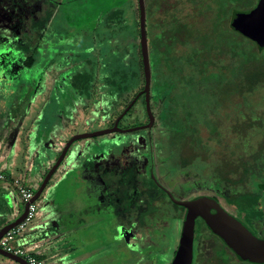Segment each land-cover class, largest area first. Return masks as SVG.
Instances as JSON below:
<instances>
[{
  "label": "flooded vegetation",
  "instance_id": "1",
  "mask_svg": "<svg viewBox=\"0 0 264 264\" xmlns=\"http://www.w3.org/2000/svg\"><path fill=\"white\" fill-rule=\"evenodd\" d=\"M237 1L240 0H142L150 71L146 96L143 91L145 73L139 0H0V28H9L11 32L5 45L22 53L17 57H13L12 52L0 54V67L7 68L0 79H7L9 76L13 78V88L6 97L16 102L21 98L24 100L18 104V108L15 107L20 112L38 101L40 112L46 108L51 110V106H54L50 113L36 118V125L32 123L33 128L35 127L33 133L25 134L30 145L33 138L40 146L48 147L50 142L51 149L60 153L66 140L76 134L71 128L61 126V120L66 119L70 107L76 103L84 106L83 112H88V116L90 114L92 122L100 123L101 127L96 130L111 128L115 121L122 130L148 124L150 118L147 104L149 105L153 119L149 127L89 137L93 138L90 146L87 144L89 138H85V141L76 140L79 143L78 151L76 150L79 160L76 166L81 169L80 176H89L93 181L100 178L102 169L109 171L112 176L115 173L113 171L118 168L117 172L121 170L119 173L125 177L129 168L143 169L145 179L151 180L159 189H156V195L172 202L169 204L173 207V218L179 224L181 221L173 256L186 208L172 200L167 191L176 200H190L200 195L212 197L228 214L240 221L236 213L230 211L220 198L231 196L229 192L233 188L236 189L233 195L241 196L242 186L230 182L226 175L231 174L228 169L234 163L230 153L239 152L240 139L237 134L246 129L247 125L249 127L251 120L248 124V119H253L252 107L255 103L251 101L249 94L252 91L247 93L244 101L239 93L233 95V101L238 106L237 113L219 110L218 106L212 123L207 122L206 113L198 111L199 107H207L209 103L203 102L199 106L190 100L185 107L179 106L180 100L174 103L171 115L173 120L170 123L164 118L169 99L177 100L173 93L182 85L190 86L194 82L191 77L205 73V68L209 65L212 70L225 73L222 63L214 61L208 64L203 60L207 58L208 52L219 57L225 52L226 40H233L235 43L241 36L250 40L235 29L233 18L236 12L256 8L259 0L245 8L237 7ZM50 49L54 51L50 53ZM194 49L197 51L194 52ZM40 50L45 52L43 57ZM6 55L10 56L8 60ZM123 55H127V69L116 64L117 59ZM62 56L68 57L67 60L60 62ZM72 65L81 66L68 71ZM63 71L69 72L67 81L62 78ZM223 78L220 77L216 82L218 87L214 92L218 94L225 88ZM233 79L236 81L230 87L240 86L239 79ZM111 80H115V86ZM60 85L64 86L63 97L62 91H57ZM133 86V90L129 91ZM235 95H239V99L235 100ZM216 98L219 99L218 95ZM60 100L63 101V106H60ZM131 102L130 107L122 114ZM46 104L49 105L45 106ZM243 110L249 112L244 113ZM61 112L62 116L64 112V117L58 116ZM241 117L247 121L241 122ZM254 123L252 120L249 127L252 129V149L262 144L261 139L264 140V127L257 128ZM182 124H185V129L179 128ZM228 125L234 128H229ZM55 127H58V131ZM63 133L64 142L57 150L54 146ZM28 147L30 146L27 144L26 148ZM169 147L173 150L172 157L166 159ZM85 149L88 152L84 156L79 154ZM224 150L229 152L227 158L220 153ZM213 155L221 164V171L218 169V172L222 175L223 185L217 190L199 186L203 183L201 179L193 182L190 179L193 174L191 165L198 169L202 163H211L209 157ZM163 162L174 167L168 180H164L166 177L161 174L160 166ZM32 172L33 175L38 171ZM166 181L181 193L179 198L165 184ZM193 183L198 186H191ZM259 195L263 198L262 194ZM262 202V205H257L255 210L258 214L253 220L244 217L249 225L240 221L258 238H264V199ZM211 212L215 210L211 209ZM200 237L203 241L210 240L211 244L203 247L204 242H199ZM167 240L172 242V235ZM171 242L169 245L161 244L162 250L159 252L168 251ZM191 264L259 263L240 258L198 216L194 223Z\"/></svg>",
  "mask_w": 264,
  "mask_h": 264
},
{
  "label": "rangeland",
  "instance_id": "2",
  "mask_svg": "<svg viewBox=\"0 0 264 264\" xmlns=\"http://www.w3.org/2000/svg\"><path fill=\"white\" fill-rule=\"evenodd\" d=\"M254 2H256V0H240L239 2H235V5L240 8H245L248 5H253ZM34 8L36 7H33V9ZM16 26L18 27V25ZM226 30L227 29H225V31ZM148 32L149 36H151L152 34L150 30H148ZM8 38L9 37H5L2 33H0V47L5 46V41H7ZM238 42L241 43L242 46L244 45V41L242 39H239ZM40 51L41 56L43 57L45 52H43V50ZM53 51V49L49 50L50 53ZM249 54L252 57V63L256 61L255 63H257L258 68L264 65V46L259 50L256 45L251 43L249 46ZM49 56L51 58V54ZM6 58L8 60L10 56L6 55ZM67 58L68 57L66 56H62L60 58V62L66 61ZM42 61L44 60L42 59ZM116 64L120 68L127 69V55L119 57ZM79 66L81 65H72L68 71L74 70ZM258 68L256 65L254 66L255 70ZM262 68H264V66ZM0 69L7 70V68L4 67H0ZM254 69L252 68V71ZM68 71H63L62 78L64 81H67L69 75ZM2 75V72H0V76ZM247 80H238L240 86L236 85L233 87L235 88L233 95L235 93L241 94V92L245 89V86L251 85V83ZM263 80L261 81L262 83L257 84L256 88H252V93H249L251 94V101L255 103L252 107V118L257 127H264ZM12 82L13 78L10 76L7 79H0V173H4L9 177L25 178L28 176L31 180L33 178V175L30 172L32 169L23 163V159L27 157L26 150H28V148H26V146L27 144L30 146L25 134L29 135L33 133L35 127L33 128L32 123H35L36 125V121L38 119L37 117L42 118L43 115L50 113L54 109V106H51V110H47L46 108L44 111L40 112V109L38 108V101L30 107L28 105L24 111L22 110V112L16 110L15 107L18 108V104L24 100L21 98L16 102L12 101L11 98L6 97V95L9 94L13 88ZM253 83L254 81H252V84ZM63 87L64 86L60 85L57 89V91H62V97L65 96ZM34 92L32 94H34ZM222 93L224 95H221L220 97L219 110H228L230 112L232 104L235 101H233V98L231 97L228 98L224 92ZM236 99H239V95H235V100ZM39 100L41 101V99ZM60 101V106H63V101ZM48 105L49 104H46L45 106ZM83 108L84 106L80 103L72 105L67 112L66 119L63 118L61 120V126L64 128L67 127L68 129L71 128L75 133L94 131L101 127L98 121H91L89 117L90 114L88 116V112H83ZM38 109V112H34V110ZM243 112L245 113L249 111L243 110ZM47 116H49V114ZM58 116L64 117V112L63 116L62 112L59 113ZM231 125H228L229 128H234V126ZM57 128L58 127H55L54 129L57 130ZM72 130L71 132H73ZM57 131L56 135H58ZM64 138L65 134L63 133L59 138V142L56 146H54L55 149H60L61 144L64 142ZM89 139L90 140H88L89 142L87 144L90 146L93 138ZM263 142L264 140L261 139V143ZM80 143H83V141ZM78 148L79 145L74 144L71 146L67 157L64 158L62 164L56 169L52 177L49 179V182L43 189L41 195L34 201L37 206V210L27 227L39 225L40 222L45 219L49 209L65 211L62 196L67 197L72 194L71 184L67 179H72L74 176V169L77 167L76 165L79 160L76 156V150L78 151ZM80 152L79 154L84 156V154L88 151L85 149L83 151L84 153ZM220 153L226 158L229 154L226 150ZM117 169L113 171L115 173H113L112 176L106 169H100V178L97 181H91L92 194L90 197V207L87 212L91 221L90 226L86 229H77L75 236L78 238L79 243L82 241V238L86 241L90 238V248L91 250H96V255H92L91 258L81 264H146V262H149L148 264H170L177 244V232L181 221L179 224V222L175 221L173 218V207L169 204L168 199L148 192L147 188L150 187L151 180L148 181L149 186L146 185V182L143 181L144 176L141 170L135 169V172H132L134 169L129 168L127 170V176L125 177L120 174L121 170L119 173L117 172ZM79 172L77 173L78 175ZM58 179L60 182H57ZM143 182H145V184ZM1 183L2 182H0V184ZM60 185H65V189L60 191L58 189ZM166 185L173 191L177 198L181 196V193L177 191L173 185ZM152 188L155 189V187ZM235 191V188L231 189L229 194L231 193L232 195L230 196L228 194V198H220V201L230 211L236 213L237 218H239L241 222L249 225L247 219L253 220L255 218L258 214L255 209L258 204L261 203L260 205H262L263 198L260 195H257L256 197H238L235 194L233 195ZM6 192L10 196V202L14 203L17 196L15 189L11 187L10 191L6 189ZM82 205L83 204L81 203L80 206L83 207L84 205ZM143 207L147 208V210H144L145 208L143 209ZM159 207L160 209H158ZM74 220L73 223L76 224ZM154 222H156V224ZM65 223H67V221ZM163 233L166 235L164 236ZM169 235H172V242L170 241L171 246H169V250L164 253L159 252L162 250L160 247L161 244L165 242L164 239H167ZM21 238V235L17 236L12 241V244L14 246H18V240ZM200 241H203L201 237L199 238V242ZM209 241L210 240H204L203 247H205V245L209 246L211 244ZM170 242H167V244L169 245ZM2 259L3 258L1 257L0 262H2ZM5 260L9 264H18L8 259Z\"/></svg>",
  "mask_w": 264,
  "mask_h": 264
},
{
  "label": "trees",
  "instance_id": "3",
  "mask_svg": "<svg viewBox=\"0 0 264 264\" xmlns=\"http://www.w3.org/2000/svg\"><path fill=\"white\" fill-rule=\"evenodd\" d=\"M240 39L244 41L243 46L241 45V43H239L236 40H235L236 41L235 43L233 42V40H229V41L226 40V45L224 48L225 52L219 55V57L218 56L214 57L215 55L211 54L212 52L207 53L206 55L207 58H204L203 60L205 62L207 61L208 64H211V62L214 63V61L219 62V64L222 63L224 65L225 73L222 74L221 71L212 70V66L209 65L207 68H205L206 69L205 73L201 72L199 75L191 77V80H193L194 82H192L190 86L182 85L178 87L177 92L173 93V96H175L177 100L169 99L168 101L169 103L166 109V113L164 115L166 122L168 121L170 123V121L173 120L171 115L173 112L175 102H178V100H180L179 106L185 107V105L188 104L187 103L188 100H190L191 102L197 103V105L199 106L203 102L209 103V106L207 107L205 106L204 108L199 107L198 111L202 112L203 114L206 113L205 118L207 122L212 123L215 118V112L218 106H220V103H219L220 97L221 95H224L221 92L219 94L214 92V90L218 87L217 86L218 84H216V82L220 80V77H224L223 82H224L225 88L223 89L222 92H224L228 98L230 97L233 98V87L232 88L230 87V85L232 83H233L232 85H234V81H236L233 78L236 77L237 79H240L241 81L248 79L247 81H249L251 85L245 86V89L240 94L243 101H244V97L247 96V93L252 91V88H256L258 83H262L261 81L264 79V68L262 67L264 65L258 68L257 63H255L256 61L252 63V57L249 54V46L251 45V43H253L254 45L256 44L244 38L243 36H241ZM236 48L238 49L236 50ZM257 48L259 50L262 49V47L260 46H257ZM193 51L196 52L197 50L194 49ZM204 61H202V64H205ZM255 65L258 68L257 70L254 69ZM252 68L254 69L253 71H252ZM111 81H113V86H115L116 85L115 80H111ZM252 81H254L253 84H252ZM133 88L134 86L130 87L129 91L133 90ZM167 91L169 92V89ZM217 95L219 99L216 98ZM212 103H214L215 105H212ZM237 107H238L237 103H234V105H232L230 109V112L237 113V109H236ZM240 120L241 122L247 121L245 118H242V117ZM252 120L253 119H248L247 121L248 124L250 122L249 127L250 125H252ZM168 126L169 125H167V127ZM249 127L247 125L246 129H243L241 132L237 134V136L239 135V139H240L239 140V144H240L239 152L232 151L230 153L232 154L231 155L232 157L231 156L230 157L233 158L234 163L230 164V169H228L230 170L231 174L226 175V176L229 177L230 182L239 183L242 186L241 196H252L253 197L258 194H262L263 199H264V144L263 143L258 144L254 149L250 147V144L252 143V129H249ZM179 128L185 129V124L180 125ZM183 137L184 136L182 135V138ZM49 143L50 142H48V147L42 146V145L40 146L37 144V141L34 142V138H33L32 144L30 145V147H28V150H26L27 157L23 159V163L29 166L30 169H32L33 171H40L41 178L44 177L46 172L49 170V168L51 167V165L54 163L55 159L59 155V151H53ZM74 144L79 145L78 141H75L72 143V145ZM71 146L69 147L68 152L70 151ZM169 149L170 150H167L166 159H168L170 156L172 157L173 150L170 147ZM67 154L65 157H67ZM209 160L212 164L202 163V165L198 169L195 168L194 165H191L190 169L193 170L192 171L193 174L190 176V179L192 182L201 179L203 183H200L201 185L199 186L203 185L206 188L217 190V189H220V187L223 185V182L221 179L222 175L218 172V169L219 171H221V168H220L221 164L220 162L216 161L214 155L209 157ZM172 168H174L172 165H169L166 162L162 163V165L160 166V170H161V174L166 177L164 180H168L167 177L168 175L172 174V170H173ZM194 170L197 173L196 172L194 173ZM141 171L142 173L144 172L143 169H141ZM132 172H135V169ZM143 181H145L146 185L149 186L148 180L145 179V177ZM145 182L143 183L145 184ZM167 182L168 181H166L165 184H167ZM193 184H191V186L193 187L198 186V185H195V184L193 185ZM151 186L155 187V189H153ZM11 187L13 186L9 185L8 188H11ZM147 189H148V192L152 193L153 195H155L157 193V190H159L157 186L153 184L152 182L150 184V187H148ZM17 197H19L18 194H17ZM168 202H171V201L168 199ZM0 205H1L0 208L2 209L1 213L3 216V219L0 221V227H1L2 225L10 221L8 219L9 216L11 220L17 217L21 209H20V206L17 204L15 205L14 208L9 206L8 203L6 202H3ZM144 208L145 207H143V209ZM144 210H147V208H145ZM169 238H170V235L167 237V239ZM167 239H164L165 242L163 244L166 245L167 242H169V240Z\"/></svg>",
  "mask_w": 264,
  "mask_h": 264
},
{
  "label": "water",
  "instance_id": "4",
  "mask_svg": "<svg viewBox=\"0 0 264 264\" xmlns=\"http://www.w3.org/2000/svg\"><path fill=\"white\" fill-rule=\"evenodd\" d=\"M139 8L141 46L145 73V88L143 91H145L147 96L150 81V71L144 29V6L142 0H139ZM233 19V25L238 32L254 41L258 46H264V0H259L258 6L250 11L236 12ZM132 102L122 114L125 113ZM147 111L150 118L148 124L122 130L117 127V121H115L114 126L111 128L76 133L69 137L63 145L58 157L42 178L40 185L33 194V197L22 205L21 211L17 217L0 227V238L9 229L19 224L26 217L28 205L41 195L49 179L64 160L69 147L74 141L99 136L113 131H131L138 128L149 127L151 126L153 119L148 104ZM167 193L172 200L186 208V214L183 219L179 242L170 264H191L193 255L194 223L195 218L198 216L201 217L211 229V231L220 236L240 258L247 261H252L254 263H264V238H258L256 235L250 232L240 221L228 214L214 198L200 195L190 200H176L169 191H167ZM211 209H214L215 212H211ZM0 257L14 261L18 264H29L22 256L6 251L1 247Z\"/></svg>",
  "mask_w": 264,
  "mask_h": 264
},
{
  "label": "crops",
  "instance_id": "5",
  "mask_svg": "<svg viewBox=\"0 0 264 264\" xmlns=\"http://www.w3.org/2000/svg\"><path fill=\"white\" fill-rule=\"evenodd\" d=\"M79 170L81 169L78 167L74 169L73 178L67 179L70 181L72 194L67 197L62 196L65 211L49 209L45 219L37 226L27 227L21 234L22 238L18 240V246H23L30 253L50 264H81L91 258L92 255H96V250L90 248V238L87 241L82 238L79 243L78 238L75 236L77 229H86L91 222L87 212L90 207L92 180L89 176H80ZM34 173L31 180L28 176L22 179L35 192L42 178L40 171ZM0 182H2L0 184V204L6 202L12 208L17 204L21 209L22 203L19 197L16 196L14 203L10 202V196L6 192V188L10 191V188H8L11 185L10 182ZM58 189L62 191V189H65V185H60ZM80 202L84 205H82L83 207L80 206ZM1 211L0 208V221L3 219ZM8 219L11 220L10 216ZM73 220L76 224L73 223ZM66 221L67 223H65ZM0 264L9 263L2 259Z\"/></svg>",
  "mask_w": 264,
  "mask_h": 264
},
{
  "label": "built area",
  "instance_id": "6",
  "mask_svg": "<svg viewBox=\"0 0 264 264\" xmlns=\"http://www.w3.org/2000/svg\"><path fill=\"white\" fill-rule=\"evenodd\" d=\"M1 180L10 182L11 186H13V188L16 190V193L18 194L22 205L33 197L34 190L30 188L26 183H24L22 178L9 177L4 173H0V181ZM36 210L37 206L35 205L34 201L30 202V204L28 205L26 217L19 224L9 229L0 238V247L6 251L22 256L29 264H50L45 260L37 257L35 254L30 253L23 246H14L12 244V241L26 230L27 225L34 216Z\"/></svg>",
  "mask_w": 264,
  "mask_h": 264
},
{
  "label": "clouds",
  "instance_id": "7",
  "mask_svg": "<svg viewBox=\"0 0 264 264\" xmlns=\"http://www.w3.org/2000/svg\"><path fill=\"white\" fill-rule=\"evenodd\" d=\"M26 2H27V0H26ZM0 33H2L5 37H11V33H10L9 29L0 28ZM4 52H12L13 57H17V56L22 55L20 50L10 48L7 45L0 47V53H4ZM3 71H4V69H0V72H3ZM25 78H26V74H25Z\"/></svg>",
  "mask_w": 264,
  "mask_h": 264
},
{
  "label": "snow or ice",
  "instance_id": "8",
  "mask_svg": "<svg viewBox=\"0 0 264 264\" xmlns=\"http://www.w3.org/2000/svg\"><path fill=\"white\" fill-rule=\"evenodd\" d=\"M0 54H2V53H0Z\"/></svg>",
  "mask_w": 264,
  "mask_h": 264
}]
</instances>
